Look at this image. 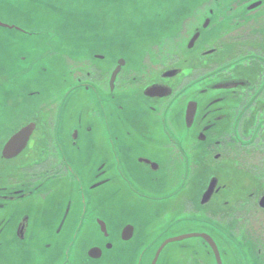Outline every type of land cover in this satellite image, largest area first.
<instances>
[{
	"label": "flooded vegetation",
	"instance_id": "1",
	"mask_svg": "<svg viewBox=\"0 0 264 264\" xmlns=\"http://www.w3.org/2000/svg\"><path fill=\"white\" fill-rule=\"evenodd\" d=\"M33 1H0V264H264V0L151 42Z\"/></svg>",
	"mask_w": 264,
	"mask_h": 264
},
{
	"label": "rangeland",
	"instance_id": "2",
	"mask_svg": "<svg viewBox=\"0 0 264 264\" xmlns=\"http://www.w3.org/2000/svg\"><path fill=\"white\" fill-rule=\"evenodd\" d=\"M121 4L123 6H126L127 8L126 13L119 11L123 15L104 16L103 13H97L94 10V13H91V16L88 18L75 19L74 23L76 25L77 23L80 24L79 27L76 26L75 28L71 29L74 30L76 40L79 39L78 36H85L86 38H90L93 34H96L98 30L105 32L107 35H109L112 31H116L125 38H140L142 37L141 33L146 30L148 32L149 41L151 42L153 41L152 39L156 37L162 38L168 36V31L174 28L172 27L174 23H180L182 18L184 17L183 15L178 14L177 17L174 18V0H123ZM99 5L100 4L97 2L88 0L84 1V6L90 8H97ZM182 10L185 11L184 9L179 8V11ZM95 13H97V17L94 16ZM153 17L156 22V27H153ZM0 20L6 21V18L2 12H0ZM142 22H145L146 28L136 29L131 24L133 23L143 25ZM83 23L89 25L86 26ZM98 23H101V26L97 28L96 31H93L94 27L92 26H96V24L98 25ZM62 32L65 33V31ZM7 34H10L9 30L0 28V35ZM19 40L20 38L16 36L15 43H18ZM76 40L74 42L73 40L69 39V47H73L72 44H75ZM139 46L141 47L142 44H138V47ZM142 57L143 53L142 51H140L135 61L140 60ZM52 82L53 84L56 83L55 80H53ZM250 247L251 249H253V245L251 246L250 244Z\"/></svg>",
	"mask_w": 264,
	"mask_h": 264
},
{
	"label": "water",
	"instance_id": "3",
	"mask_svg": "<svg viewBox=\"0 0 264 264\" xmlns=\"http://www.w3.org/2000/svg\"><path fill=\"white\" fill-rule=\"evenodd\" d=\"M0 1H5L8 4L15 5V4H20L24 6H31L33 0H0ZM84 1L86 0H34L33 3L34 5H39L43 8H45L48 11H52L57 14L56 19L59 21H64L67 23H72L75 21V19H80V18H88L91 16V13L93 12V8L84 6ZM88 1H93V2H98V1H110V0H88ZM40 3H47L48 5H41ZM90 10H92L90 12ZM97 13H105L102 12L101 8H97L95 10ZM97 13L94 14L95 17H97ZM5 18L7 19L9 17V14L5 13L3 14ZM13 16L14 13H11ZM109 15V14H104V16ZM114 15H123L122 13H118V11L115 12ZM73 18V20H72ZM14 26H11L9 22L0 20V28L3 29H12ZM97 29H93V31H96ZM97 31L96 34H93L90 38H86L85 36H78L80 40L84 39H93L96 35H98ZM53 36L56 37V35L53 34ZM145 38V37H140V38H132L136 39L138 42L140 39ZM214 248L216 246L213 244Z\"/></svg>",
	"mask_w": 264,
	"mask_h": 264
}]
</instances>
